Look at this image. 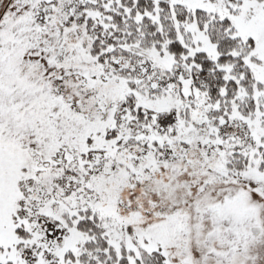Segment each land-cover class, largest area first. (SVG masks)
<instances>
[{"label": "snow or ice", "instance_id": "6c2138e0", "mask_svg": "<svg viewBox=\"0 0 264 264\" xmlns=\"http://www.w3.org/2000/svg\"><path fill=\"white\" fill-rule=\"evenodd\" d=\"M0 264H264V0H0Z\"/></svg>", "mask_w": 264, "mask_h": 264}]
</instances>
